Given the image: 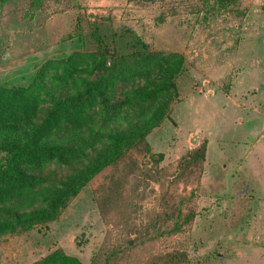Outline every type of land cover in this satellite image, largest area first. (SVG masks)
<instances>
[{"label": "trees", "instance_id": "obj_1", "mask_svg": "<svg viewBox=\"0 0 264 264\" xmlns=\"http://www.w3.org/2000/svg\"><path fill=\"white\" fill-rule=\"evenodd\" d=\"M197 1L225 9L236 0ZM98 28L89 27L94 52L45 60L26 85L0 86V236L41 231L95 174L127 159L96 189L100 218L114 235L107 234L88 264H182L181 251H149L147 246L188 229L205 146L165 167L154 161L140 169L126 154L132 147L148 151L146 136L168 120L183 59L152 51L128 28H118L107 39ZM134 80L142 86L115 98L117 86ZM73 162L80 168L63 176L42 174L49 164ZM109 211H115L116 221L106 218ZM141 253L146 254L140 258ZM33 264L81 263L54 249Z\"/></svg>", "mask_w": 264, "mask_h": 264}, {"label": "rangeland", "instance_id": "obj_2", "mask_svg": "<svg viewBox=\"0 0 264 264\" xmlns=\"http://www.w3.org/2000/svg\"><path fill=\"white\" fill-rule=\"evenodd\" d=\"M91 24L99 27L105 39L118 28H128L152 51L175 53L182 57L181 70L174 84L176 87L183 78L182 88L186 96L180 99L176 94L169 103V114L172 109V115L178 110L196 111L202 104L212 107L226 102L244 106L247 84L242 80L235 87V75L247 66L244 58L252 45L264 40V34H258L264 25V0H236L225 9L213 3L206 7L197 0H166L154 4L130 0H0V86L26 85L35 69L45 60L59 59L72 52H94V43L88 37ZM106 62H110L109 59ZM89 78L94 79L95 72ZM202 81L207 82L206 88L211 93L198 91ZM142 84V81L134 80V84L117 86L115 98H120L121 91L135 89ZM169 114L168 120L146 136L148 151L141 147L127 151L126 155L138 168L148 167L154 161L158 167H165L186 151L208 141L211 151L218 148L213 145V138L209 139L211 135L205 137L202 132L186 141L176 133ZM236 133L235 139L241 138L240 131ZM234 142L231 153L244 156L249 146L244 141ZM126 162L127 159L120 160L115 167H107L95 174L57 219L45 224L41 231L34 228L21 234L0 236V264H33L54 249L75 257L81 264H88L106 242L107 234L110 239L114 235L100 218L95 202L96 189ZM236 164L239 166L241 162ZM260 164L264 166V163ZM73 167L80 168V162L59 167L49 164L42 174L52 171L60 177ZM202 170L204 172L203 165ZM234 181L242 183V194L239 202L232 199L233 208L224 200V206L214 211L213 206L218 199L200 196L198 186L193 202L189 204L194 217L188 229L168 239H160L147 249L181 251L185 258L182 264L250 262L244 253L235 254L232 249L239 251L245 245H251L253 249L264 245V240L254 242L256 246L248 241L252 235L264 233L261 224L264 219H260L258 213L251 219L246 213L250 212V207L247 211L246 207L251 203L248 198L252 195L245 193L242 178L236 177ZM130 185L131 181L125 188ZM149 186L157 190L156 184L150 183ZM114 212L106 213L109 221L117 220ZM220 216L231 226L227 235L233 239L235 234V242L220 239V232L229 228L218 225ZM146 253L138 255L141 258Z\"/></svg>", "mask_w": 264, "mask_h": 264}, {"label": "crops", "instance_id": "obj_3", "mask_svg": "<svg viewBox=\"0 0 264 264\" xmlns=\"http://www.w3.org/2000/svg\"><path fill=\"white\" fill-rule=\"evenodd\" d=\"M258 34H264V25L260 27ZM244 59L247 66L236 73L237 81H234L235 87L242 80H245L247 84L245 87L247 90L243 95L245 96L244 106L226 102L224 105L214 104L212 107L202 104L196 111L188 109V111L180 112L178 110L173 115L172 109L169 118L171 124L176 127V133L186 138V141L192 140V136H198L202 132L204 136L211 135L209 139L213 138V145L218 147L215 151H211L208 148L211 145L210 141L205 142L204 172L202 170L199 183L200 196H213L218 199L213 210L221 209L224 206V200L229 202V207H232L233 200L236 199L239 202L242 183L234 181L238 177L244 180L245 193L252 195L248 198L252 201L246 207V211L250 207V212L246 213L251 219L255 213H258L260 219H264V166L260 164V162L264 163V40L255 42ZM182 83H184L183 78L176 85V92L180 99L186 96ZM238 131L241 138L235 139ZM237 140L244 141L249 146L244 156L231 153V147ZM248 140H251L249 144ZM239 161L241 164L238 166L236 163ZM222 220L221 216L218 217V225L229 227L226 221ZM261 224L264 226V221H261ZM230 227L220 232L222 241L235 242V234L233 239L232 237L229 239L230 235H227ZM262 235H252L248 241L256 246L254 242L264 240ZM263 247L264 245H258L253 249L251 245H245L239 251L233 248L232 252L244 253L245 257L250 259L247 264H264ZM232 252L229 251V253Z\"/></svg>", "mask_w": 264, "mask_h": 264}, {"label": "built area", "instance_id": "obj_4", "mask_svg": "<svg viewBox=\"0 0 264 264\" xmlns=\"http://www.w3.org/2000/svg\"><path fill=\"white\" fill-rule=\"evenodd\" d=\"M206 83H207V82L202 81L198 91L201 92L202 90H204V93H205V94H209V93H211V92H210V90H208V89L206 88V87H207V86H206Z\"/></svg>", "mask_w": 264, "mask_h": 264}]
</instances>
